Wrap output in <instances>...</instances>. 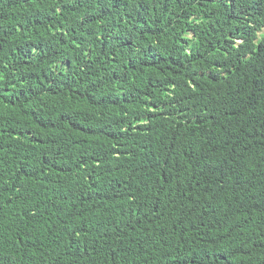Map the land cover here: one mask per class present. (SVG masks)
I'll return each mask as SVG.
<instances>
[{
	"label": "trees",
	"instance_id": "16d2710c",
	"mask_svg": "<svg viewBox=\"0 0 264 264\" xmlns=\"http://www.w3.org/2000/svg\"><path fill=\"white\" fill-rule=\"evenodd\" d=\"M0 264H264V0H0Z\"/></svg>",
	"mask_w": 264,
	"mask_h": 264
}]
</instances>
